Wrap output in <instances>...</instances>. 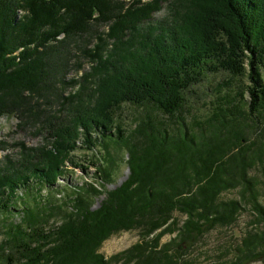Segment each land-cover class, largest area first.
<instances>
[{"label": "trees", "instance_id": "trees-1", "mask_svg": "<svg viewBox=\"0 0 264 264\" xmlns=\"http://www.w3.org/2000/svg\"><path fill=\"white\" fill-rule=\"evenodd\" d=\"M71 71L79 77L66 80ZM263 72L264 0H0V117L43 137L37 147L0 139V151L17 150L0 161V261L188 264L180 244L234 224L243 208L264 228L259 181L249 173L264 177ZM217 73L249 84L215 87L197 127L178 118L185 95ZM122 105L141 110L129 133L117 121ZM111 144L126 151L128 176L104 191L115 168ZM98 147L102 159L87 163L95 182L64 194L58 181L69 166L86 170L72 154L94 158ZM45 189L62 201L34 197L16 214L19 224L6 222L22 196ZM234 190L239 200L221 198ZM257 228L222 264L264 262ZM131 230L139 242L109 259L99 253L109 236Z\"/></svg>", "mask_w": 264, "mask_h": 264}, {"label": "rangeland", "instance_id": "rangeland-1", "mask_svg": "<svg viewBox=\"0 0 264 264\" xmlns=\"http://www.w3.org/2000/svg\"><path fill=\"white\" fill-rule=\"evenodd\" d=\"M143 1L145 2L148 0ZM163 15L164 12L161 11L155 14V18L158 19ZM87 69L88 64L85 63L84 70ZM79 75L77 76L75 71H71L67 75L66 80L79 77ZM228 82L236 92H238L239 89H244L245 86L249 84L246 77L230 80L226 73L207 75V77L200 85L194 87L191 92L185 95V109L181 114L178 115V118L181 117L185 119L187 123L193 124L197 127V122H203L204 118L210 112V108L213 104L212 101L214 100L215 96L214 88L217 86H222L223 84H226ZM69 91L70 90H68L67 92ZM246 96L247 95H245V97ZM140 112L141 110L136 109L133 106L122 105L116 113L118 118L117 121L121 122L124 130L129 133L134 129L135 120L138 119L139 116H141ZM159 116L162 117L161 115ZM17 124L18 120L15 117H0V139H4L5 142H7L10 146L18 141L24 142L27 147H37L43 143V137H41L42 135L38 134L37 131H34L31 127H27L24 130H19L17 129ZM97 150L98 154H96V156L94 154V158L90 159H87V157L90 156V153L84 150L79 149L72 154L75 164L83 166L84 168H86V170L82 171L80 167L69 166V174L66 176V179L58 181L59 189L64 192V194L65 190L66 193H69V191H71L73 187H80L84 182H95V167H90L87 163L91 160L95 162L98 161V159H102L103 153L101 148L98 147ZM109 150L113 158L115 159V168L110 181L104 184V191H111L117 188L121 185V183H123V181H125L128 176L126 151L123 148L121 149L120 147L112 144L109 146ZM16 152L17 150H12V148H9L3 152L0 151V161L3 160L4 156H9V154H15ZM71 168H74V170H70ZM249 173L252 178L259 181V187L257 188L260 192V202L264 205L263 173L257 168ZM41 192V196H39L38 193L34 194L33 192H31V194L22 196V200L20 202H17V204L15 205L16 208L12 212V214L5 216L6 222L19 224L20 214L18 215L19 217L16 216V214L20 212L23 204H28L30 207H34L36 198L41 197L42 200H45L51 198L52 195L54 197L56 196L57 200L62 201V197L60 194L55 195V193L53 192H48L47 189L42 190ZM36 194L37 196H35ZM34 197L36 198L34 199ZM104 197L105 195L95 197L93 199L92 209L98 208ZM221 198L223 200H239V194L237 190H234L224 193ZM175 217L180 220L181 225L184 218L179 216L178 214H175ZM253 219L254 218L252 216V213H250L248 208H243L240 211V214L234 224L226 227H215V229L204 234L202 238L200 237L192 245L187 244L186 246H184L180 244L182 245L181 250L186 249V254L183 257V260L186 263L188 262V264H222L229 262L232 258H234L236 246L239 245L240 242H242L241 240L250 230H254L257 228L251 225V221ZM49 225H51V221L49 222ZM257 229L263 230L264 228L260 226ZM175 236L176 234L165 235L161 238L160 242L161 244L168 243L171 239H174ZM4 238V229H2L0 224V249ZM139 241L140 234L138 230H131L113 234L102 243L99 253L102 254L105 259H109L110 257L127 250ZM3 263L4 262L0 261V264ZM253 264H264V262H256Z\"/></svg>", "mask_w": 264, "mask_h": 264}, {"label": "water", "instance_id": "water-1", "mask_svg": "<svg viewBox=\"0 0 264 264\" xmlns=\"http://www.w3.org/2000/svg\"><path fill=\"white\" fill-rule=\"evenodd\" d=\"M178 249L181 250L182 249V245H180Z\"/></svg>", "mask_w": 264, "mask_h": 264}, {"label": "bare ground", "instance_id": "bare-ground-1", "mask_svg": "<svg viewBox=\"0 0 264 264\" xmlns=\"http://www.w3.org/2000/svg\"><path fill=\"white\" fill-rule=\"evenodd\" d=\"M148 4V3H147Z\"/></svg>", "mask_w": 264, "mask_h": 264}]
</instances>
